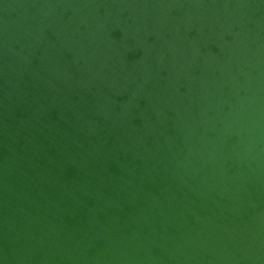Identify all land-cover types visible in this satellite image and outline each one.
<instances>
[{"label":"water","instance_id":"water-1","mask_svg":"<svg viewBox=\"0 0 264 264\" xmlns=\"http://www.w3.org/2000/svg\"><path fill=\"white\" fill-rule=\"evenodd\" d=\"M0 264H264V0H0Z\"/></svg>","mask_w":264,"mask_h":264},{"label":"bare ground","instance_id":"bare-ground-1","mask_svg":"<svg viewBox=\"0 0 264 264\" xmlns=\"http://www.w3.org/2000/svg\"><path fill=\"white\" fill-rule=\"evenodd\" d=\"M254 186H257L256 184Z\"/></svg>","mask_w":264,"mask_h":264}]
</instances>
